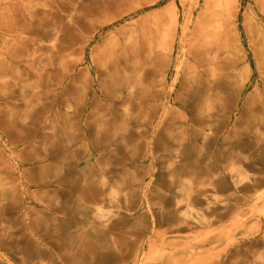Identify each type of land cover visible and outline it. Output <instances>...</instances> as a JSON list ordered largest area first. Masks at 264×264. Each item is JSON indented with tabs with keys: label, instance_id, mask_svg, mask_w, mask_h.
<instances>
[{
	"label": "rangeland",
	"instance_id": "1",
	"mask_svg": "<svg viewBox=\"0 0 264 264\" xmlns=\"http://www.w3.org/2000/svg\"><path fill=\"white\" fill-rule=\"evenodd\" d=\"M217 1L0 0V264H264V0Z\"/></svg>",
	"mask_w": 264,
	"mask_h": 264
},
{
	"label": "bare ground",
	"instance_id": "2",
	"mask_svg": "<svg viewBox=\"0 0 264 264\" xmlns=\"http://www.w3.org/2000/svg\"><path fill=\"white\" fill-rule=\"evenodd\" d=\"M217 1V0H216ZM218 2V1H217ZM180 42V41H179ZM257 201V200H256ZM263 203H264V201H263ZM262 210V209H261Z\"/></svg>",
	"mask_w": 264,
	"mask_h": 264
}]
</instances>
